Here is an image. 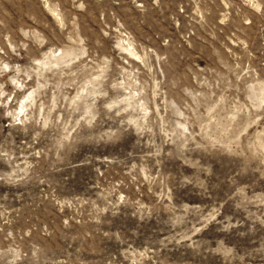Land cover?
Masks as SVG:
<instances>
[{
    "label": "rangeland",
    "instance_id": "374dc122",
    "mask_svg": "<svg viewBox=\"0 0 264 264\" xmlns=\"http://www.w3.org/2000/svg\"><path fill=\"white\" fill-rule=\"evenodd\" d=\"M0 264H264V0H0Z\"/></svg>",
    "mask_w": 264,
    "mask_h": 264
}]
</instances>
